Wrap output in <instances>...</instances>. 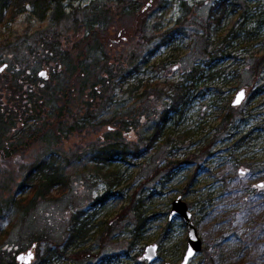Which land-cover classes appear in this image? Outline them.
<instances>
[{
	"label": "rangeland",
	"instance_id": "obj_1",
	"mask_svg": "<svg viewBox=\"0 0 264 264\" xmlns=\"http://www.w3.org/2000/svg\"><path fill=\"white\" fill-rule=\"evenodd\" d=\"M102 1L111 9V21L107 32L99 34L105 46L101 53L104 61L114 67L124 64L122 69L128 71L127 53L138 47L135 41L125 39L121 1L76 0L73 6L81 10ZM216 1L163 0V31L182 27L183 33H175L170 45L155 49L148 65L135 73L141 80L136 88L130 90L129 79L118 84V75L100 68L95 73L103 81L97 91H103L99 100L89 96L94 75L89 83L66 80L71 90L69 114L76 115L77 120L86 114L87 104L95 103L96 121L103 117L126 121L121 137L130 149L124 156L99 164V173L91 169L94 165L86 156L93 143L118 128L116 123L97 130L87 127L81 132L62 133L59 140H55L58 132L53 131L47 141L40 134V117L27 123L32 125L33 134L26 136L31 131L25 129L20 141L26 145L19 152L8 158L0 156V208L12 196L21 195L23 178L41 159L70 165L66 168L69 185L60 197L41 199L5 213L6 219L0 223L5 262L17 264L18 254L32 251L30 264H80L74 261L73 252L84 247L86 259L81 264H177L186 247L187 230L183 220L170 221L168 217L172 200L180 196L203 242L202 252L189 264H264V90L253 95L256 81L252 83L247 75L249 54H264V0H226V10L206 30L209 11ZM29 9L27 6V11L13 21L5 16L0 22V67L6 64L0 72V107L8 112L6 116L8 109L19 107L21 96L27 98L28 91L37 102L40 89L55 86L60 73L69 76L62 68L44 66L41 49L29 54L30 47H38L37 33L48 25L47 20L41 23L31 16ZM72 19L66 21L61 43L76 56L79 49L75 45L84 32L79 21ZM241 27L256 37L248 34L252 41L246 44L235 39L231 50L223 53L225 35ZM244 33L240 39L244 40ZM207 34L214 42L206 47L211 56L204 45ZM196 66L204 70V76L225 69L226 84L191 91L186 105L164 126L163 134L171 133L177 141L166 144L161 137L149 144L147 135L168 105L159 86L152 85L143 92L142 84L180 81ZM17 68L22 75L15 73ZM40 71L46 72V78L39 76ZM16 79L19 90L11 87ZM240 88L246 89L245 100L234 107L231 102ZM27 103L31 109L33 100ZM30 111H19L16 118L7 119L10 123L6 132H0V144L16 140L25 119L36 117ZM226 112L233 118L221 127V116ZM243 135L248 136L236 146L235 140ZM72 228L81 229L82 240L71 239ZM151 244L157 245L158 257L148 263L143 254ZM55 245L62 246L64 253L40 262L46 246L55 250Z\"/></svg>",
	"mask_w": 264,
	"mask_h": 264
},
{
	"label": "trees",
	"instance_id": "obj_2",
	"mask_svg": "<svg viewBox=\"0 0 264 264\" xmlns=\"http://www.w3.org/2000/svg\"><path fill=\"white\" fill-rule=\"evenodd\" d=\"M120 1L123 9L125 39L129 42H131V40L135 41L136 47H138L127 53L128 71L122 69L124 64L116 67L112 64L110 65V63L104 61L105 59L101 53L105 46L99 34L101 32H107L109 22L111 21V15H109L111 9L105 2L102 1L95 7L89 4L80 10V7L73 6L76 0H0V22L6 18L5 16H10L9 20L13 21L14 18L27 11V6L30 8L28 10L29 13L31 16L35 17L37 21L43 23L47 20L48 25L45 29L37 33L38 47L32 46L28 49V52L30 54L33 53L35 49H41L43 51V54H41L44 55V57H42L44 66L51 70L55 68L58 69V67L62 68V71L64 69V72H67L69 75L61 76L60 73V78L58 75L55 86L48 87L47 89H40L41 92L37 102L34 101L32 93L28 91L27 98L21 96L22 102L19 107H17L18 110L15 109L17 111L8 109L10 113L9 116H6L8 112H4L3 108L0 107V132L2 133L3 131L6 132L5 129L7 125L9 126V118L12 117V120L16 118L19 115V111L28 112L31 110L30 112L36 114V117L30 116L25 119L26 124H24L23 128L19 129L14 142L7 144L2 142L0 144L1 157L8 158L19 152L18 149L22 145H26L20 141L22 140L23 132L25 134V129H27L31 131V133L26 136L33 134L32 125L27 126V123L39 117L42 119L40 134L42 135L41 137L45 138L47 141H50V137L53 136V131L58 132L57 136L55 135V140H59V136L62 133L67 135L71 134L72 131L81 132L83 129H87V127L97 130L103 126L112 127V125L116 123L118 128L104 135L99 142L93 143L91 152L86 155L94 165L91 169H95L98 173L101 172L99 164L109 163L113 161L115 156L122 157L129 151L130 147H128V144L124 142L121 137V130H125L127 127L126 121L122 122L113 118L108 119L104 117L96 121V115H94L96 109L94 106L95 103L87 104L89 109L85 112L86 114L81 116V119L77 120V118H75L76 115H73V113L69 114L71 107L68 106V103H70L69 92L71 90L69 91L70 84L67 85L66 80H68V78H70V80L75 78L86 82L91 75H94L95 81L90 84L93 86H91L92 89L89 96L93 99L97 97L99 100H102L103 91H101V93L97 91L101 89L100 87L103 81L95 74L96 71L101 68L102 71L105 70V72L112 75H118L120 78L118 84L129 79L130 90H132L141 82L135 73L138 72L143 65H148L150 58L156 51L155 49L163 45H170L172 42L171 38L174 34L177 32L183 33V28H165L163 31V27L165 26L162 27L160 21L162 8H164L163 0H148L147 2L141 0ZM225 10L226 0H217L209 11L206 30L209 28V23L214 24L218 22L221 14ZM80 13L81 17L78 18V14ZM71 17H73V22L77 23V21H79L84 32L77 45H75V47L79 49L76 56L70 50L67 52L64 48V44L61 43L66 21ZM238 30L239 31L230 30V32L225 35L223 39L225 43L222 49L223 53L231 50L229 46L235 39L239 42L243 41L244 44L252 41L249 39L248 34H253V31L244 33L245 30L242 29V27ZM240 32L244 33V36L242 35L244 40L240 39ZM253 35L255 38V34ZM206 37L204 44L205 48L210 44H214V42L210 41L208 34ZM75 47H72V49ZM41 50L36 51L38 53ZM205 50L207 51L206 54L211 56L210 54H212V51L207 50V48ZM249 59L247 75L252 83L256 81L255 83L257 86L256 89L252 91V94L258 95L264 90V54L258 55L257 53L251 52L249 54ZM224 71L225 69H220L215 73L211 71L204 76V70L196 66L186 71L184 78L180 81L173 82L165 80L163 83L155 82L154 84H148V82H146L144 85L142 84L143 92L152 85L159 86L160 90L164 92L166 96V103L168 105L164 112L161 113L159 119L152 125L153 129L151 128V133L147 135L148 143L151 144L161 137H164L161 141L163 143L168 144L169 142H176L177 139L173 137V134H163L167 119L177 115L180 109L186 105L191 91L196 90L198 87L206 89L209 84H213L214 87L225 85L226 80L224 79ZM15 73L22 75V71L18 68L15 69ZM11 85V87L15 89H21L18 79L13 81ZM217 90L219 91V88H217ZM44 97H46V99ZM8 99L10 101L13 100L11 98ZM32 100L34 103L33 106L30 107L31 109H29V104L27 102H31ZM14 101H17V99H14ZM96 105L98 106V104ZM22 106L25 109L22 108ZM44 115H47V119H44ZM48 115L50 116L48 117ZM231 117V112L223 114V116H221V127L231 122ZM69 119H71V123H69ZM247 136L248 135H243L236 139V146L242 144V141ZM133 147L136 151L135 144ZM63 163L64 161L58 162L41 159L39 163L34 165L29 174L23 178L21 182L19 188V193L21 195L12 196L10 200L0 208V223L6 219L5 213H10L11 209L19 211L22 206L29 207L38 200H49L60 197L63 194L62 192L66 190L69 185V177L66 168L70 167V165H68L69 163L66 161V165H63ZM101 174L104 177L106 176V174ZM55 192H58V195L54 194ZM69 235L72 240H82L83 238L82 231L79 228H72ZM47 240L50 242L49 239ZM37 241L39 242L40 240L38 239ZM61 248L63 247L55 245V250H53L51 247L46 246L44 253L39 257L40 262L45 263V261H48L52 256H55V254L62 255L64 251ZM86 251V248L81 247L73 252L74 261H78L81 264V262L86 259ZM1 254L2 249H0V264H14L8 261L5 262Z\"/></svg>",
	"mask_w": 264,
	"mask_h": 264
},
{
	"label": "water",
	"instance_id": "obj_3",
	"mask_svg": "<svg viewBox=\"0 0 264 264\" xmlns=\"http://www.w3.org/2000/svg\"><path fill=\"white\" fill-rule=\"evenodd\" d=\"M6 68V64L0 67V72H2ZM43 73L44 75H41ZM40 77L46 78V72L40 71ZM246 89L240 88L239 91L234 95L231 105L234 107L240 106L241 103L245 100ZM262 186V184H260ZM171 211L168 217V220L179 218L183 220L186 230H187V238H186V247L182 256V259L177 264H189V261L197 254L202 252L203 242L200 239L198 234V229L194 224V221L191 219V213L187 208L186 202L180 197L177 196L172 200L171 203ZM143 257L147 260L148 263H152L158 257L157 255V245L151 244L147 246L144 250ZM15 259L18 264H30L34 259V253L32 251H27L26 253L18 254ZM164 264H176L170 262H164Z\"/></svg>",
	"mask_w": 264,
	"mask_h": 264
},
{
	"label": "snow or ice",
	"instance_id": "obj_4",
	"mask_svg": "<svg viewBox=\"0 0 264 264\" xmlns=\"http://www.w3.org/2000/svg\"><path fill=\"white\" fill-rule=\"evenodd\" d=\"M41 75H44L43 73H41Z\"/></svg>",
	"mask_w": 264,
	"mask_h": 264
},
{
	"label": "flooded vegetation",
	"instance_id": "obj_5",
	"mask_svg": "<svg viewBox=\"0 0 264 264\" xmlns=\"http://www.w3.org/2000/svg\"><path fill=\"white\" fill-rule=\"evenodd\" d=\"M18 264V263H17Z\"/></svg>",
	"mask_w": 264,
	"mask_h": 264
}]
</instances>
